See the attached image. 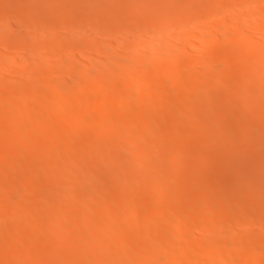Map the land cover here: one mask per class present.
<instances>
[{"label":"bare ground","instance_id":"bare-ground-1","mask_svg":"<svg viewBox=\"0 0 264 264\" xmlns=\"http://www.w3.org/2000/svg\"><path fill=\"white\" fill-rule=\"evenodd\" d=\"M239 263L264 264V0H0V264Z\"/></svg>","mask_w":264,"mask_h":264},{"label":"rangeland","instance_id":"rangeland-1","mask_svg":"<svg viewBox=\"0 0 264 264\" xmlns=\"http://www.w3.org/2000/svg\"><path fill=\"white\" fill-rule=\"evenodd\" d=\"M145 7L147 8L146 10H150L148 7L152 8V7L149 6V5H148V7H147V6H145ZM125 51H126V50H125ZM122 52H124V51H122ZM119 55H121V56L124 55V56L126 57V55H128V54H126V52H125L124 54H123V53H122V54L119 53ZM119 55H118V56H119ZM116 56H117V55H116ZM121 56H120V57H121ZM124 56H123L122 58H125ZM127 57H128V56H127ZM116 58H117V57H116ZM116 58H115V61L112 60V62H116V61L119 59V58H118V59H116ZM122 58H121V59H122ZM164 60H166V59H164ZM99 61H100V60H99ZM118 61H120V59H119ZM118 61H117V62H118ZM104 62H105V61H103V63H104ZM117 62H116V63H117ZM101 63H102V61H101ZM117 64H118V63H117ZM185 69H186V68H185ZM183 70H184V69H183ZM188 70H190V68H188ZM182 73H185V71H184V72L182 71ZM187 73H190V71L188 72L187 69H186V74H187ZM186 74H185V76H186ZM182 75L184 76V74H182ZM188 75H189V74H187V76H188ZM228 80H232V82L229 81V82L232 83V84H235L236 82H234V81H237V79H236L235 77H234V78L232 77V78L227 79V80H222V81L220 82L221 84L219 83L220 86L223 84V85L221 86V87H223L224 84H226V82H227ZM229 82H227V83H229ZM229 85H231V84H229ZM229 85L226 84V86H224L223 88H227ZM90 93H92V95L94 94L93 91H90ZM92 99H93V98H92ZM95 104H96V103H95ZM168 136H171V135L168 134ZM168 149H171V148H169V147L166 148V150H167V155H168V153L170 152ZM164 150H165V149H163L162 151H164ZM171 150H172V149H171ZM162 151H161V153H162ZM164 152H165V151H164ZM165 153H166V152H165ZM165 153H164V154L162 153V154H163V156L166 157V154H165ZM170 153H171V152H170ZM170 153H169V154H170ZM115 157H116V158H114V161H115V159H116V162H118V159H117V158L121 157V155H117V156H115ZM212 157H213V156L211 155V156H208V157H206V158H207V159H208V158L211 159ZM120 160H121V159H120ZM120 160H119V161H120ZM103 178H104V177H103ZM109 178H111V177H107L108 180H107L106 177H105V178H104L105 180H104V179H103V180L106 181V182L112 180V181H114L115 184H119L117 181H120V180H121L120 178H114L115 180L118 179V180L115 181V180H113V178H112V179H109ZM119 179H120V180H119ZM112 181H110V183H111ZM121 181H122V180H121ZM229 181H232V182H233V180H229ZM116 182H117V183H116ZM232 182H229V183H232ZM112 184H113V183H112ZM253 187H256V186H250V187H249V188H250L249 190L253 189ZM255 189H256V188H254V190H255ZM172 190H174V191H172ZM172 190H169V191H168L169 194L166 193V197L169 196V195H171L170 198H172L174 195L179 196L178 194L175 193V192H176L175 189H172ZM171 192H172L173 194H172ZM174 193H175V194H174ZM167 198H168V197H167ZM182 198H183V196L180 195L179 199H182ZM147 210H148V209H147ZM216 214H218V213H216ZM216 214H215V215H216ZM218 215H220V214H218ZM40 221H42V220H39V223H41ZM36 223H37L36 225H38V226L41 225V224H39L38 222H36ZM42 224H43V222H42ZM85 224H86V223H85ZM85 224H84V226H85ZM88 224H89L90 226H88ZM92 224L94 225L95 223L92 222V223L90 224V222H88V223L86 224V227L88 226L89 229H92V228H93V226H91ZM194 226H195V224H194ZM194 226H193V227H194ZM28 227L30 228V225L26 226V228H28ZM88 227H87V228H82V227H81V229H82V231H84V230H87ZM26 228H25V229H26ZM195 229H196V228H195ZM195 229H194V230H195ZM26 230H28V229H26ZM26 230H25V231H26ZM192 230H193V229H192ZM194 230H193V231H194ZM25 231H24V232H25ZM82 235H83V234H82ZM82 235H81V236H78V238H79V237L82 238V239H81V242H82V240L85 238V237H82ZM204 237L206 238V236H204ZM199 238H200V237H199ZM200 239H203V237L200 238ZM78 240L80 241V239H78ZM85 241H86V240H84L83 242H85ZM239 264H241V263H239Z\"/></svg>","mask_w":264,"mask_h":264}]
</instances>
